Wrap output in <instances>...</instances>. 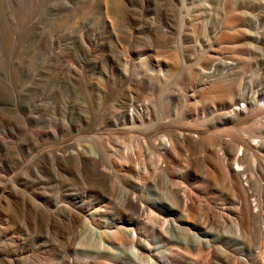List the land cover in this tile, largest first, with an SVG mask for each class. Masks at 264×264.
<instances>
[{
    "label": "rangeland",
    "instance_id": "rangeland-1",
    "mask_svg": "<svg viewBox=\"0 0 264 264\" xmlns=\"http://www.w3.org/2000/svg\"><path fill=\"white\" fill-rule=\"evenodd\" d=\"M257 31L264 0H0V264H264L224 173Z\"/></svg>",
    "mask_w": 264,
    "mask_h": 264
},
{
    "label": "bare ground",
    "instance_id": "bare-ground-1",
    "mask_svg": "<svg viewBox=\"0 0 264 264\" xmlns=\"http://www.w3.org/2000/svg\"><path fill=\"white\" fill-rule=\"evenodd\" d=\"M253 44H254L253 45L254 51H255L257 58H259L262 61L261 70H262V74H264V32H259V31L256 32V34L254 35ZM230 88H231V86H230ZM231 89L233 90V88H231ZM239 103H240V100H238V99L227 98L224 101V104L226 105V107L228 109H230L228 111V113L227 112L226 113L228 114V119L230 120L231 123H236V122L244 120L248 117H251L257 125V130L255 131V133H253L254 134L253 138L251 139V141H249L250 143H249V147H248L249 148L248 151L251 154V157H252L253 162L255 164L254 165L255 168H254V171H252V174H250L251 176H249L244 172V169L242 168V166H240L238 164L237 161H241L242 157L247 152L246 151L247 148L246 149L244 148V150L238 149L239 153H241V155L237 156V160L234 162V167L229 165L230 163L228 164V162L226 161L227 164H226V169L224 170V173L228 178L230 187L236 193V200H237V206H238V208L236 209V212H239L237 214L241 216L242 222L246 225V228L249 227L250 225H252L254 222H260L262 224L263 229H264V84L261 87L257 88L254 95L249 100L245 101L242 105H239ZM141 109H139V111L141 113H143V111ZM132 110L129 113V115H131V116L134 115V113H135V112L133 113ZM251 123H254V122H251ZM191 127L193 128L194 126H191ZM249 127H251V126H249ZM231 130H233V129H231ZM251 134H252V130H251ZM183 136H186V135L183 134ZM195 137H199V136H197V134H196ZM204 137L206 139V136H204ZM182 138L184 140V137H182ZM190 138H191V136H190ZM192 138L194 139L193 136H192ZM249 138H250V136H249ZM210 139L212 140V138H210ZM220 140H222V139L220 138ZM206 141H208V138ZM215 142L213 141L211 143L213 144ZM196 143H198V142H196ZM220 143H222V141ZM207 144H209V142L206 143V146H207ZM252 159H250V160H252ZM162 164H163V162H162ZM250 164H252V163H250ZM165 169H164V171H166ZM186 170H187V168H186ZM216 174L220 175V171L217 170ZM221 176H222V174H221ZM261 176H262V180H263V185L258 181V178ZM209 177L211 178V177H213V175H210ZM212 179H210V180H212ZM195 203H196L195 199L191 196H188L187 199H185V198L182 199L181 205H182V208L184 210H187L189 208H192V206ZM181 205H180V207H181ZM260 237H261V241H260L259 246L257 248L258 251L256 252V255L259 257L258 258L259 260L261 257L264 259V231H262V233L260 234ZM254 243H256V242H254ZM170 254H171V252H170ZM246 254L247 253H245L239 260L235 259L236 262L238 261L240 264H253L254 261H253L252 255L250 254L251 256H247Z\"/></svg>",
    "mask_w": 264,
    "mask_h": 264
}]
</instances>
